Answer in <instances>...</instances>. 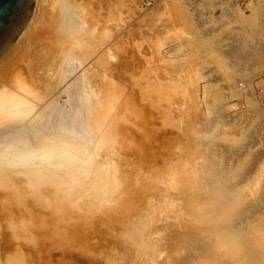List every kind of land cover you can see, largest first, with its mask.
<instances>
[{"label":"rangeland","instance_id":"rangeland-1","mask_svg":"<svg viewBox=\"0 0 264 264\" xmlns=\"http://www.w3.org/2000/svg\"><path fill=\"white\" fill-rule=\"evenodd\" d=\"M83 1L82 3V0H74L77 5L85 4L84 6L91 11L89 13L95 16L93 17L95 21L97 20L96 23L93 21L94 24L98 27L102 24L99 29L102 28L109 34L107 44H105L110 47H108L109 54L116 55V57L121 55L119 58L122 59H120V64L111 65L116 67V69L110 67V69L113 68L111 70L113 73L109 71V78L107 77L109 81H105L106 79L102 78L103 76L100 75L97 65L92 70L95 74L97 73L95 76L92 72L93 81H95L92 86L94 89H92L96 93L98 92L97 95H104L111 88L107 91V99L102 100L104 103H101L102 101L100 100V104H97V107H100L97 108V123H100L96 126V129L98 128L97 131L95 129L94 134L96 135L93 136V139L94 137L96 139L93 141L96 142H93L95 145H92L94 146L92 156L94 162H108L113 169L111 168V170L108 167L106 174L97 162L94 163L95 165L97 164L96 166L92 164L93 160L91 163H79L82 168L78 167L77 164V169L69 161L70 159L68 160L67 154H64L65 158H61L56 153H47L48 158H44L46 160L44 165L46 174L56 175L55 177L62 179L64 183L66 182L63 186L64 188L62 187L63 190L61 189L58 195L55 187L40 189L41 192L43 190L46 191L47 197H53L55 194L58 196L54 209L47 205L48 202L44 200L42 202L34 198L37 189L28 181V177L19 173L20 171L12 172L15 189L22 201L18 202L10 199L9 203L6 202L4 191L0 189L2 191H0V198L2 199L0 202V259L2 261L8 260V258H15L18 261L22 260L23 264H90L89 257L92 256L101 261L110 252L114 255L120 252L125 253L126 249L123 251L122 246L127 247L128 252L130 249L133 250L132 244L128 242H126L125 246H121L119 243L118 247L114 249L105 246L106 244L103 243V240H110L114 236L113 232L110 233L112 225L106 218L107 214L109 213L108 216L114 214L113 211L119 204L126 203L128 206L131 204V199L129 198L132 196V191L137 188L133 180V174L136 172H140L141 175L145 176V179H148L146 181L143 177H140L147 182L145 183L142 180V185L140 186L143 189L142 196L146 198L148 195L147 200L144 198L145 204L150 202V205L153 204L150 207L153 208L155 204L158 207L157 203L161 200V202L165 201L163 198L161 199L164 195L160 193L169 194L172 187H169L168 191L167 186H169V183L170 185L172 184V180L173 183L174 181L182 183L187 178L188 180L192 179L197 168H206L211 166V164H215V161L212 163V160H214L212 158L214 157L210 156V153H207L208 150H206L209 140L205 132L210 130L209 125L207 126L206 124L208 122L210 124L212 120L220 132V137L223 135L222 138L219 137L210 141L212 143L210 151L217 157L218 163L221 162V166L225 165L228 167L242 166L246 174L245 183L241 186V189H246V194L251 193V198H255L260 194L264 195V104L256 103L254 100L249 99L237 86L239 82L250 81L254 77L264 75V0ZM167 5H172L181 18L174 19L168 13ZM47 9L46 6L43 8V15L48 16L49 12ZM17 39L18 36L12 40L9 46ZM46 42L45 40L36 42L32 49L22 52L21 60L24 59V61L14 69L19 70L22 68L26 71L25 66H28L31 71L33 69L34 72L32 71V74L36 75L35 78H39L37 82L38 88H42L44 84H47L53 75L51 73L46 76V70L49 68L48 65H50L47 62L53 56V50V53H55V49L51 48ZM45 44L48 47L44 46ZM39 45L40 49L37 47ZM159 45L161 47H158ZM43 47H45L43 49L45 51L43 52L42 50L38 53V50ZM34 50L37 52L35 53ZM5 51L7 50H4V53ZM116 53L120 54L117 55ZM117 66L121 67L117 68ZM120 71V74L116 73ZM26 73L28 74V71L24 72V74ZM13 74L11 73V75ZM106 86H108V89H106ZM26 100L28 99L22 97L18 105L10 104V107L7 106L5 108L7 111L4 114L0 112L1 127L13 122L12 118L14 119L17 115L19 116V113L24 112ZM5 114L8 116H5ZM197 116L200 117L198 118ZM7 118L8 121H11L7 122ZM202 118L204 119L200 120ZM202 123L207 129L204 125H202L203 127L201 126ZM7 125L4 129L11 126ZM194 127H199V129H194ZM200 127L206 131L203 133ZM98 132L100 133L98 134ZM228 136L229 138L227 139ZM194 138L197 141L194 140L193 144L192 140ZM198 143L201 146L203 144V149L200 148L201 146ZM185 145L188 149L184 148ZM193 146L198 149L199 153L197 150L195 151ZM199 148L201 152L207 153V156L206 154H201ZM189 149L192 150V153L188 152ZM104 151L108 152V154L104 153ZM187 152L190 155H187ZM107 158L109 159L108 161ZM40 167L42 165L33 166L31 170L34 172L31 171V173H38ZM74 170H76V177L80 178L79 180L82 182L77 181L78 187L80 185L81 187L70 191L72 177L69 173L70 171L73 173ZM40 172L42 171L40 170ZM102 172L105 174H102ZM185 172L187 173L184 174ZM111 173H116L113 178ZM163 174L165 179L162 176ZM182 174L185 175V179ZM187 174H189V177ZM66 175H70V179ZM149 176L152 179L147 178ZM178 176L184 180L182 181L180 178L179 181ZM159 177L163 178L158 180L160 179ZM149 179L153 181L150 182ZM155 179L157 180L155 181ZM162 179L166 180H163V182L164 186L167 184L165 186L167 191L162 188L163 183H159ZM168 180L170 181L169 183H167ZM104 182L108 184L106 186L110 187L108 188L110 191L107 187H104ZM153 182L157 185L154 184L156 185L154 186ZM116 184L117 187L120 186L117 189ZM113 186L115 187L113 188ZM152 187L155 189L154 192L152 191L153 189L151 190ZM105 189L107 192H105ZM158 189H160L159 193L157 192L159 191ZM81 193H83L82 197ZM100 193L102 194L98 195ZM155 194L158 197L160 196V199L153 196ZM165 196L164 198L167 197ZM156 198L160 201L156 202L158 201ZM94 202L97 203L95 204ZM78 205L84 207L79 208ZM146 206H149V203ZM89 207L95 209L93 214L87 212L88 209H92ZM2 208H5V210H1ZM145 209L146 207L142 208L141 212L132 215L136 216L137 214V217L142 215V219H144ZM79 210L82 212L81 215ZM164 210L166 212L161 211L164 215L162 217L170 221L171 217H169V214L172 215V213H169L170 211L166 207ZM98 211L101 212L99 213ZM82 214L84 215L82 216ZM6 215L11 217V220ZM78 215L79 217H77ZM168 217L170 219H167ZM6 222L12 223L13 225H10H12L11 228L15 226L14 230L9 228L10 225ZM103 229H105V232ZM14 237L18 240L14 241ZM28 237L33 238L37 245H30L32 242L28 241ZM34 247H40L41 249L40 251H34ZM87 252H89L88 256ZM18 255L20 259H18Z\"/></svg>","mask_w":264,"mask_h":264},{"label":"bare ground","instance_id":"bare-ground-1","mask_svg":"<svg viewBox=\"0 0 264 264\" xmlns=\"http://www.w3.org/2000/svg\"><path fill=\"white\" fill-rule=\"evenodd\" d=\"M33 2H34L35 7L33 8V11L30 13L29 24H24L23 28L21 29V32L18 35V39L14 42L15 44L13 43L12 45L9 46V43H8V45L4 49L7 51H5V53L2 56H0V112L4 114L7 111L5 110V108L9 106L10 104L18 105L22 97H25L26 99H28L26 100L27 101L26 104H24V106L26 107L25 110L23 109L24 112L19 113V116L17 115V117L14 119L12 118L13 122H9L11 120L8 121V118L6 119L7 122H9V124L7 122L6 123L11 126H8L6 124L8 127H6L5 129L4 127L6 125L4 127L0 126V128H2L0 129V189L4 191L6 202L10 201V199L12 201L17 200L18 202H21L22 199L19 193L15 189L14 176L12 175L13 174L12 172L20 171L19 173L28 177V181L37 189L36 194H34L35 196L34 198H37V200L42 201V202L43 200L48 202L47 205L49 207H52V209H54L56 206L57 197H58L56 196V194L58 195V193L61 191L62 187L65 185L66 182L64 183L62 179L55 177L56 175L54 176L53 174H49V173L46 174V171H45L46 169L44 168L46 160H44V158L45 157L48 158L47 153H50V152L56 153V155L58 154L61 158L65 156L64 154H67L68 160L70 159L69 161H71L75 165V167H77V164H78V167H80L79 163H87V162L91 163L92 160H93L92 164L97 162V161L94 162V158L92 156L93 155L92 150L94 147L92 145L94 144L93 142H96V141H93V140H96L95 137L93 139V136L96 135L94 134L95 129L98 123H100V122L97 123V120H98V117H97L98 109L97 108H100V107H97V104H100L99 103L100 100L102 101L103 99H107L108 97L107 91H109V89L111 88L108 89V86H106L107 87L106 89H108L106 93L104 95H100V94L97 95L98 92L96 93V91H93L94 88L92 87L93 84H95V81H93V74H92L93 71L92 70H94L93 68L96 67L95 65H97L100 71V75H102L103 76L102 78L103 79L105 78L106 79L105 81H107L109 78L108 77L109 71L113 73V71L111 70L113 68L116 69V67H113L111 65L114 64L115 66L117 64H120L122 59L119 58L121 55H118V54L120 53L118 54L116 53L119 57H116V55L113 56L109 54V50H108L109 45L108 47L107 45H105L107 44V38H109L108 37L109 34H107L106 30H102V28H100L101 30L99 29V27L102 24L99 27L94 24V22L96 23L97 20L95 21V18H93L95 16H93L92 13H89L91 11H89L88 8L84 6L85 4L77 5L75 4L74 0H33ZM83 2L84 1L82 0V3ZM45 6L48 8L47 9V11L49 12L48 16L43 15V8ZM167 11L171 16H173L174 19L181 18L179 13L174 9L172 5H167ZM41 40L47 41L46 43H48V45H50L51 48L55 49V53H53L54 50L52 49L53 56L51 57L50 61L47 62V63H50V65L47 64L49 68L47 70L45 69L47 71L46 76L47 74L49 75L53 73L52 78L48 80L47 84H44L45 86L43 85L42 88H38L39 85L37 86V82L39 81V78H35L36 75L34 76L32 74L33 69L31 71L28 68V66H25L26 71L22 68H20L19 70L17 69L14 70V69L19 64H21L22 61H24V59L21 60L22 52H24L25 50H29L30 48L32 49V46H34L36 42H40ZM48 45L45 44L44 46L48 47ZM37 47H39L40 49V45ZM158 47H161V45H159ZM43 49H45V47H43L41 50H38V53L42 51ZM44 51L45 50H43V52ZM34 52L36 53L37 51L34 50ZM32 53H33V50H32ZM110 67H113V68L110 69ZM119 67L117 66V68ZM98 68H95V69H98ZM27 71H28V74L27 73H26L27 75L24 74V72H27ZM35 71H36V68H35ZM11 73H14V74L11 75ZM93 73L95 74V72ZM116 73L120 74L121 71L116 72ZM96 75L97 73L95 74V76ZM117 77H120V76H117ZM119 81H122V80H119ZM99 92H100V88H99ZM101 103H104V102L102 101ZM101 105L103 106V104ZM196 109H197V106H196ZM5 116H8V115L5 114ZM203 119L204 118L200 120H203ZM213 122L214 121L212 120L211 122L212 124L210 123L211 125L208 124L209 122L206 124L207 126L209 125V128H210L208 132L204 129L202 130L201 127L200 128L203 133L206 131L205 133L209 140V142L207 141L208 148H206L208 152L207 151L206 152L210 153L209 155L210 156L212 155V157H214L212 158L214 160L212 159L211 160H212V163H214L213 161H215V164L213 165L211 164V166L209 167L207 166L206 168L205 167L197 168L195 170L196 171L195 175L192 176L193 178L192 179L190 178L189 180L187 177H186L187 179H185L184 177L185 175L182 174L183 178L185 179L184 182H182L184 179L178 176L179 177L178 180L181 178L182 183H177L175 181L173 183L172 182L173 180H172L171 181L172 184L170 185L169 183L170 181L168 180L167 183H169L168 184L169 186H167V184H165V186L168 187V189L166 187L168 191H169V187H172V189L170 188L171 191L169 192L168 195L164 193L163 194L160 193L161 195L167 196V197L165 196L166 198H164V196L161 197V199L163 198V200H165L164 202H161L162 200L161 201L159 200L160 196L158 197L156 196V194L153 195L159 198V199L156 198V200L158 201L156 200L154 201L156 202L160 201L159 203H157L158 207L154 203L155 206L153 208L150 207L153 205V204L150 205L151 204L150 202H148L149 206H146V204L148 203L145 204L146 202L145 199L147 200L148 195L146 198L142 196L143 189L141 188L140 185H142V180L145 179V176L143 174L142 176L140 172L134 173L133 180L135 181L137 188L132 191L133 192L132 196L131 198H129L131 199V204H129V206L126 203L119 204L116 207L115 211H113L114 214L110 216H108L109 213L107 214L106 218H108L107 219L108 222H110L112 225V228H111L112 230L110 231V233L113 232L114 236L110 238V240H106V241H104L105 239L103 240V243L106 244L105 246H108V248H111V249L117 248L119 243L121 246L122 245L125 246L126 242L131 243L134 249L133 250L130 249L128 252L127 247L122 246L121 248L123 249V251L124 249H126L125 253L120 252L114 255V254H111L110 252L109 254L105 255L104 258L101 259V261L95 259L94 256L89 257L90 264H117V263L119 264H264V195L260 194V195H257L255 198H251V193L246 194L245 192L246 189L245 190L241 189V186L245 183V174H246L242 166L228 167L225 165L221 166L220 165L221 162L218 163L217 157H215L214 153L210 151V148H212L211 147L212 143L210 141H212V139H215V138L217 139L220 137V132L217 130V126ZM203 123L201 124V126L204 125ZM194 126L196 125L194 124ZM196 128L199 129V127H196ZM196 128L194 127V129ZM100 132H98V134ZM222 136L223 135H221L220 138H222ZM228 138L229 136L227 137V139ZM194 140L196 139L194 138L192 140L193 144H194L193 142ZM199 143L201 144V142ZM106 146H107V143H106ZM185 147L188 149L186 145L184 146V148ZM203 147L204 146L202 144L200 148L203 149ZM190 150L191 149H189V151L188 150L186 151L192 153V150L191 151ZM196 150L198 151L197 148L195 149V151ZM186 151H185V154H186ZM203 152H201V154ZM104 153L106 152L104 151ZM207 153H203V154L204 155L206 154L207 156ZM106 154H108V152ZM187 155H190V154L188 153ZM108 160L109 159L107 158V161ZM98 164L106 172V174H107L108 169L112 168L111 164L105 161H102V162L100 161ZM35 165H42V167L38 169L39 170L38 173H31V171L34 172L31 169ZM138 168L140 169V167ZM40 170L42 172H40ZM186 173L187 172H185L184 174ZM69 174H71V177H72L69 190L73 191L74 189L78 187L77 181H81V180H79L80 178L78 179L76 177L77 176L76 170H74L73 173L72 171H70ZM102 174H105V173L102 172ZM114 174L111 173L112 178ZM187 175L189 177V174ZM66 176L68 178L70 177V175L69 176L66 175ZM162 176L164 177V174ZM140 177H143L144 179H141ZM147 178H151V177L149 176ZM161 178L158 180H161ZM164 179H162V181H160L159 183L161 184L163 183L162 188L165 189L164 182H163ZM145 180L147 181L148 179H145ZM145 180L144 182L147 183ZM156 180L157 179H155V181ZM113 181L115 182V180ZM151 181L153 180H150V182ZM106 182H104V185H105L104 187L108 186L107 184L108 182L107 183ZM119 182H120V179H119ZM154 182L152 183L153 185L156 184ZM91 183L89 184L91 185ZM96 184H99V183H96ZM117 184H116V189L120 187V186L117 187ZM46 187H55L56 194L53 197H47L46 191L44 190L43 192L40 191L41 188H46ZM114 187L115 186H113V188ZM108 188L110 187H107V189ZM166 189L165 191H167ZM151 190L154 192L155 190L154 187H152ZM151 190H148V191H151ZM158 190L159 191L157 192L159 193L160 189ZM105 192H107L106 189H105ZM82 194L83 193H81V197L83 196ZM101 194L102 193L98 195H101ZM160 194H157V195H160ZM2 197L4 196L2 195ZM1 200L2 199L0 198V202ZM80 201H81V198H80ZM96 201H97V198H96ZM82 205L81 206L78 205V207L83 208L85 206V204L83 207ZM145 207L148 210L145 209L146 212L144 214V219H142V215L140 216L138 215L139 217H137V214L136 216L132 215L134 213L141 212V209ZM165 207L170 211L169 213H172V215L167 213L170 215L168 216L171 217L170 221L166 220L165 217H164L165 219L162 217L163 214L161 211L162 210L165 211L164 210ZM89 208H92V207H89ZM1 210L4 211L5 208H2ZM87 212L93 214L95 212V209L93 208L88 209ZM81 213L82 212L80 211V215ZM6 214H8V212H6ZM83 215L84 214H82V216ZM6 217L9 220H11V217H8V215H6ZM77 217H79V215ZM169 217L167 219H170ZM9 222H6V223L9 224ZM28 223H30V221H28ZM12 225H10L9 228H11ZM12 228L14 230L15 226ZM101 230H102V227H101ZM103 230L105 232V229ZM12 231L10 232L12 233ZM102 234H103V231H102ZM14 238H15L14 241L18 240L16 239V237ZM28 241L32 242L30 243V245L31 244L33 246L37 245L36 241L33 238L28 237ZM34 248H35L34 251H40L41 249L40 247L39 248L34 247ZM18 251L19 250L17 249V252ZM14 253L16 254V252ZM88 253L89 252L86 253L87 256L89 255ZM3 259L5 260V258ZM18 259H20V256L18 257ZM20 261L22 262V260ZM20 261H18L15 258L13 259L8 258V260H5V261H2L0 259V264H21Z\"/></svg>","mask_w":264,"mask_h":264},{"label":"water","instance_id":"water-1","mask_svg":"<svg viewBox=\"0 0 264 264\" xmlns=\"http://www.w3.org/2000/svg\"><path fill=\"white\" fill-rule=\"evenodd\" d=\"M32 8L33 0H0V56L24 24H29Z\"/></svg>","mask_w":264,"mask_h":264},{"label":"built area","instance_id":"built-area-1","mask_svg":"<svg viewBox=\"0 0 264 264\" xmlns=\"http://www.w3.org/2000/svg\"><path fill=\"white\" fill-rule=\"evenodd\" d=\"M237 86L249 99L264 104V75L254 77L250 81L239 82Z\"/></svg>","mask_w":264,"mask_h":264}]
</instances>
